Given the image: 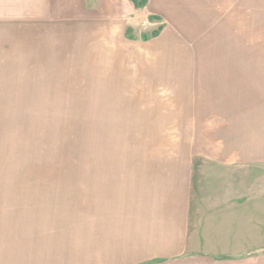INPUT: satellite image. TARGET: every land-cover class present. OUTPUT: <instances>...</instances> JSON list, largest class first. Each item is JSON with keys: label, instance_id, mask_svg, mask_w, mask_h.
<instances>
[{"label": "rangeland", "instance_id": "1", "mask_svg": "<svg viewBox=\"0 0 264 264\" xmlns=\"http://www.w3.org/2000/svg\"><path fill=\"white\" fill-rule=\"evenodd\" d=\"M5 2L0 264H116L104 211L128 207L135 160L192 159L191 230L264 247V0L179 23L124 0ZM222 209L250 214L212 222Z\"/></svg>", "mask_w": 264, "mask_h": 264}, {"label": "crops", "instance_id": "2", "mask_svg": "<svg viewBox=\"0 0 264 264\" xmlns=\"http://www.w3.org/2000/svg\"><path fill=\"white\" fill-rule=\"evenodd\" d=\"M124 2L133 13L144 9L150 18L151 16L163 19L167 17L169 22L171 20L178 23L207 21V12L215 13V6L216 9L219 6L217 2L211 3V0L210 2L207 0L190 2L189 0H147L145 7L139 9L129 0ZM5 5V0H0V6ZM215 20L217 18L213 21ZM153 163L138 165V161L135 160L131 164L128 207L124 200L120 205H117L116 201L115 205L105 206L104 212L109 219L111 218L114 227L112 233L115 242L119 241L118 238L125 240L120 242L118 251L114 250L116 253L112 259L113 262L118 264L123 260L121 264H264V247L254 251L246 249L231 252L225 250L224 246L227 248L233 246L232 243L227 242V239L233 241L235 234L224 233L220 235L221 238L216 235L212 239L199 237L198 233L191 230L193 223L201 221L200 217L203 213V210H193L192 207V159L155 160ZM214 211L215 213L209 214L210 219L213 222L216 218V221L221 223H225L224 217L229 214H241L242 217L245 215L246 219L250 214V210ZM253 213H258L264 224V212ZM100 215L102 217V213ZM101 232L100 230L99 236ZM242 232L244 235V231ZM248 233H245L246 238L245 242L242 241L243 244L249 240ZM222 238L225 241L220 240ZM207 246H215V248L210 251L206 249ZM123 251L130 255L121 258L120 254L122 255Z\"/></svg>", "mask_w": 264, "mask_h": 264}, {"label": "trees", "instance_id": "3", "mask_svg": "<svg viewBox=\"0 0 264 264\" xmlns=\"http://www.w3.org/2000/svg\"><path fill=\"white\" fill-rule=\"evenodd\" d=\"M129 1H131L135 5V7H137V8L144 7L145 3H146V1H139V0H129ZM157 36H158V34L154 35V37H157Z\"/></svg>", "mask_w": 264, "mask_h": 264}]
</instances>
